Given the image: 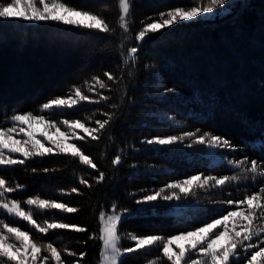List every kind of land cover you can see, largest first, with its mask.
I'll use <instances>...</instances> for the list:
<instances>
[{
  "label": "trees",
  "instance_id": "trees-1",
  "mask_svg": "<svg viewBox=\"0 0 264 264\" xmlns=\"http://www.w3.org/2000/svg\"><path fill=\"white\" fill-rule=\"evenodd\" d=\"M64 2L102 13L116 31L96 33L62 22L0 19V126L11 127L9 118L16 111L45 115L65 132L66 126L60 123L65 119L81 120L86 127L95 128V120L107 118L104 113H113L114 118L99 134V140L88 137L72 141L105 173L101 183H96V169L57 151L9 168L0 166V177L9 186H24L8 193L6 200L21 201L26 211L29 206L23 202L29 197L56 200L78 211L51 209L36 214L37 222L55 220L87 229L33 235L37 243L52 242L61 251L64 264L78 259L68 256L64 249L86 253L80 264H98L102 241L89 237L99 236V212L111 210L113 204L117 210H131L118 228L121 245L127 248L134 246L129 233L167 238L190 231L235 209L225 201L259 190V183L242 178L222 187L210 182L202 189L194 188L187 196L176 189L179 200L136 203L170 182L196 174L218 178L239 174L240 170L229 161L264 159L260 148L264 142V0H228L212 18L179 22L150 34L142 42L134 36L144 22L151 23L149 18H157L170 8L190 7L192 0H131L127 34L117 26L116 0ZM131 47L138 48L136 62L126 66L123 61ZM104 72L116 76L117 82H108ZM93 76L104 79L110 87L101 90L97 85V92L89 93L85 81L92 82ZM73 85L94 100H99L101 93L109 100L41 111L48 100L66 97ZM196 129L200 134L211 132L228 138L235 150L193 144L192 139L169 146L144 142ZM78 131V135L87 136L82 129ZM117 154L122 160L114 166L111 161ZM13 155L24 159L20 154ZM81 177L92 186L81 185ZM73 188L79 192L72 193ZM172 191L165 188L162 195ZM0 220L22 231L29 230L25 222L2 211ZM157 257L158 264H166L156 248L125 255L122 260L123 264H149ZM237 261L246 264L244 260ZM263 263L262 257L256 261Z\"/></svg>",
  "mask_w": 264,
  "mask_h": 264
},
{
  "label": "snow or ice",
  "instance_id": "snow-or-ice-1",
  "mask_svg": "<svg viewBox=\"0 0 264 264\" xmlns=\"http://www.w3.org/2000/svg\"><path fill=\"white\" fill-rule=\"evenodd\" d=\"M228 0H192V6H178L170 8L166 12H160L157 18L152 19L151 23L144 22L141 29L135 34L134 39L142 42L147 36L158 33L162 29L170 28L174 24L183 21L196 20L202 16L212 14L216 9L224 7ZM118 12L117 26L123 33L129 32L128 17L131 14V0H116L115 4ZM23 9V10H21ZM77 17L81 19H77ZM0 19L17 20L28 22H62L65 25H71L78 29L93 30L96 33L111 34L116 28L110 27L109 23L103 18L102 13L97 14L92 11L84 10L78 6H70L64 0H7L0 2ZM137 47L127 49V55L123 61L124 65L135 64ZM132 75L131 72L128 73ZM103 76L108 82H117V77L110 72H104ZM122 79V77H121ZM92 82L85 81V86L89 93H96L98 85L99 89H107L110 87L104 79L99 76H93ZM174 89H166V92H172ZM109 97L100 94L99 100H94L91 96L86 95L81 87L73 85L70 93L66 97H55L48 100L41 106V111L66 110L78 105L80 102L99 103L100 101H108ZM117 105H113L116 108ZM107 117L103 120H95L97 127H86L81 120H62V126H66L67 133L62 132L55 121L46 119L45 115H35L32 112L20 113L16 111L9 118L11 127L0 126V166L9 168L16 164H24L28 158L46 154H52L57 151L60 154L70 155L74 161L96 169L98 175L95 176L96 183H101L105 179V173L99 171L98 165L93 159L86 155L76 143H67V139L75 137L77 140H86L90 137L92 140H99L100 133L105 130L106 126L113 120V113H104ZM91 117H89V120ZM33 124H41L45 131L39 133L46 141L55 145L53 147H45V144L37 138V132L33 130ZM55 129L60 137H65V141L52 140L48 136V131ZM82 129L87 136L77 135L76 130ZM23 134L24 139H15L17 135ZM185 139H192L193 144L206 145L210 148L231 149L235 150L228 138L212 134L211 132H203L200 129L191 132H184L179 136H156L144 141L152 145L169 146ZM192 145H189V147ZM260 148L264 150V142ZM13 154H20L24 159L14 158ZM122 157L117 154L112 159V164L119 165ZM230 165L240 170L239 174L232 176H204L196 174L185 178L182 181H173L165 185L166 189L173 190L170 195H162L165 188H161L150 195H145L142 200L136 201L137 204L151 203L158 199L164 201L179 200L180 195L175 191L187 196L194 188H204L210 182H214V186L222 187L230 181H240L242 178H249L260 184L258 191L251 194H245L237 200L229 199L225 203L235 208L234 211H228L226 215H220L213 219L210 223H205L202 227L193 231L180 232L177 235L165 238L161 235H136L128 234V238L134 242V247L121 248V237L118 234V227L123 220L125 214H130L131 210L123 209L117 211V205H112L111 213L103 210L99 212V236L95 234L90 239H99L102 241L103 247L100 251V264H123L122 257L148 248H156L162 253L166 264H236L237 260H244L246 264H256L257 257L264 258V159L257 160L244 157L240 160L229 161ZM35 172L36 170L33 169ZM45 172L48 170L45 169ZM81 185L91 187L89 181L83 177L79 179ZM24 186L16 184L15 187L8 185V182L0 177V211L9 216L15 217L17 221L25 222L28 231H22L20 227L11 226L9 222L0 220V264H45V262L55 261V264H64L61 258V251L58 250L52 242L47 244H39L33 239V235L48 234L55 230H74L76 232H86L87 229L75 224L57 222L55 220L49 222L43 220L42 223L37 222L34 216L38 213H46L51 209H57L62 212L75 213L77 208L69 207L67 204L58 203L56 200L41 199L39 196L29 197L23 203L28 207L26 211L22 207V202L18 200H6L8 193H13ZM72 193H78L77 188L71 189ZM231 221V227H229ZM222 229V230H218ZM6 230V233L5 231ZM9 239L13 242L9 243ZM180 240H189L187 246L176 244ZM223 240V243L220 241ZM255 241V242H253ZM18 242V243H17ZM258 249V250H257ZM64 252L71 257L78 259L73 264H80L86 253L79 254L64 249ZM47 253V254H42ZM197 255V259H191L192 254ZM249 256L251 257L249 259ZM160 257L149 261V264H158Z\"/></svg>",
  "mask_w": 264,
  "mask_h": 264
},
{
  "label": "rangeland",
  "instance_id": "rangeland-1",
  "mask_svg": "<svg viewBox=\"0 0 264 264\" xmlns=\"http://www.w3.org/2000/svg\"><path fill=\"white\" fill-rule=\"evenodd\" d=\"M21 10H23V9H21ZM223 12V11H222ZM216 15V12L214 11L212 14H209V15H205V16H202V17H200V18H212V17H214ZM77 19H81V18H79V17H77ZM33 130L35 131V132H37V138L38 139H40L41 140V142L42 143H44L45 144V147H53L52 145V143L51 142H49V141H46L42 136H40L39 135V133H42V132H44L45 131V128H44V126L43 125H41V124H33ZM79 129H77L76 130V133H77V135L78 134H80V133H78L79 131H78ZM62 131V130H61ZM62 132H65V131H62ZM67 133V132H66ZM48 136H50L51 138H52V140H56V141H65V137H60L57 133H56V131H55V129H51L50 131H48ZM15 139H24V138H26V137H24L23 136V134H20V135H17V136H15L14 137ZM75 137H72V138H69V139H67V143H73L72 141H73V139H74ZM117 210V209H116ZM235 209H233V210H231V211H234ZM103 211H105V212H107V213H111V211H112V208H111V210H103ZM117 211H121V210H117ZM127 214H125L124 215V217L126 216ZM226 215V214H225ZM212 221V220H211ZM211 221H208L207 223H210ZM229 223V227H231V221H229L228 222ZM203 226V225H202ZM202 226H199V227H202ZM199 227H197V228H199ZM119 228V227H118ZM196 228H194V229H192V230H190V231H193V230H195ZM218 230H222V229H218ZM185 232H188V231H185ZM119 234V233H118ZM188 243H189V240H180V241H177L174 245H173V248L174 249H176V244H180V245H184V246H187L188 245ZM220 243H223V240H221L220 241ZM120 246H121V248H124L122 245H121V240H120ZM103 247V246H102ZM134 247V246H133ZM176 250H178V249H176ZM124 257V256H123ZM123 257H122V259H123ZM198 257H197V255L195 254V253H193L192 254V256H191V259H197ZM260 257H257V260L259 259ZM263 261H264V258H263ZM237 263L236 264H240L238 261H236ZM98 264H100V262L98 263ZM264 264V263H263Z\"/></svg>",
  "mask_w": 264,
  "mask_h": 264
}]
</instances>
